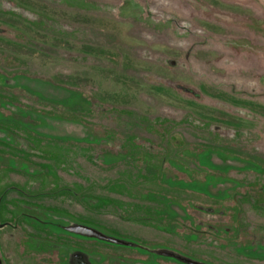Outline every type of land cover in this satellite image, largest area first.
Instances as JSON below:
<instances>
[{
  "label": "rangeland",
  "instance_id": "rangeland-1",
  "mask_svg": "<svg viewBox=\"0 0 264 264\" xmlns=\"http://www.w3.org/2000/svg\"><path fill=\"white\" fill-rule=\"evenodd\" d=\"M0 123L47 143L28 163L56 174L0 185L191 259L264 264V0H0Z\"/></svg>",
  "mask_w": 264,
  "mask_h": 264
},
{
  "label": "flooded vegetation",
  "instance_id": "flooded-vegetation-1",
  "mask_svg": "<svg viewBox=\"0 0 264 264\" xmlns=\"http://www.w3.org/2000/svg\"><path fill=\"white\" fill-rule=\"evenodd\" d=\"M29 122L23 121L29 128L41 125L39 121L35 124ZM12 125L0 123V145L7 150H0L5 153L0 155V161L8 154L12 158L9 166L0 169V176L9 181L11 174L20 173L26 178V187L34 184L42 190L49 189L55 183V172L46 165L28 163L37 151L48 156L44 151H49V145L27 136L33 135L27 126ZM21 158L26 162L20 164L18 160ZM12 184L4 182L0 185V264H157L159 259L167 264H211L176 254L172 244L167 242L139 240L137 235L108 234V230L91 223L73 220L65 216L64 210L49 209L37 201L39 197L28 196ZM11 191L20 196L8 198ZM63 192L55 190L54 193L61 195ZM241 221L261 229L250 217H242ZM131 252L150 257L142 261L137 256H126ZM107 253L116 256H109L110 259L106 260Z\"/></svg>",
  "mask_w": 264,
  "mask_h": 264
}]
</instances>
